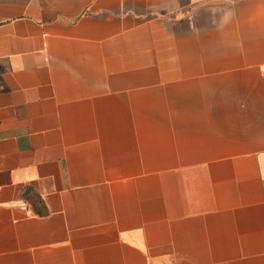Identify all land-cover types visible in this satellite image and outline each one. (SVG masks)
Listing matches in <instances>:
<instances>
[{
    "label": "crops",
    "instance_id": "0c3cea01",
    "mask_svg": "<svg viewBox=\"0 0 264 264\" xmlns=\"http://www.w3.org/2000/svg\"><path fill=\"white\" fill-rule=\"evenodd\" d=\"M0 264H264V0H0Z\"/></svg>",
    "mask_w": 264,
    "mask_h": 264
}]
</instances>
